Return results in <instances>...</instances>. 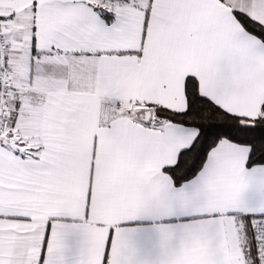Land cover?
I'll return each instance as SVG.
<instances>
[{
	"label": "snow or ice",
	"instance_id": "1",
	"mask_svg": "<svg viewBox=\"0 0 264 264\" xmlns=\"http://www.w3.org/2000/svg\"><path fill=\"white\" fill-rule=\"evenodd\" d=\"M0 264H264V0H0Z\"/></svg>",
	"mask_w": 264,
	"mask_h": 264
}]
</instances>
